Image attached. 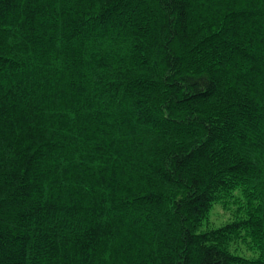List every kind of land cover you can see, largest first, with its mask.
Instances as JSON below:
<instances>
[{
    "label": "trees",
    "instance_id": "trees-1",
    "mask_svg": "<svg viewBox=\"0 0 264 264\" xmlns=\"http://www.w3.org/2000/svg\"><path fill=\"white\" fill-rule=\"evenodd\" d=\"M0 264H264V0H0Z\"/></svg>",
    "mask_w": 264,
    "mask_h": 264
},
{
    "label": "rangeland",
    "instance_id": "rangeland-1",
    "mask_svg": "<svg viewBox=\"0 0 264 264\" xmlns=\"http://www.w3.org/2000/svg\"><path fill=\"white\" fill-rule=\"evenodd\" d=\"M226 220V215L223 211V208L220 204H217L211 212L209 221L212 225H217Z\"/></svg>",
    "mask_w": 264,
    "mask_h": 264
}]
</instances>
